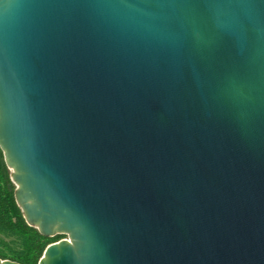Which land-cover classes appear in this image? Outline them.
Masks as SVG:
<instances>
[{
    "label": "water",
    "instance_id": "water-1",
    "mask_svg": "<svg viewBox=\"0 0 264 264\" xmlns=\"http://www.w3.org/2000/svg\"><path fill=\"white\" fill-rule=\"evenodd\" d=\"M0 150L38 264H264V0H0Z\"/></svg>",
    "mask_w": 264,
    "mask_h": 264
},
{
    "label": "trees",
    "instance_id": "trees-1",
    "mask_svg": "<svg viewBox=\"0 0 264 264\" xmlns=\"http://www.w3.org/2000/svg\"><path fill=\"white\" fill-rule=\"evenodd\" d=\"M10 176L0 150V259L18 264H38L46 247L66 236L46 238L27 225L15 201V186Z\"/></svg>",
    "mask_w": 264,
    "mask_h": 264
},
{
    "label": "rangeland",
    "instance_id": "rangeland-1",
    "mask_svg": "<svg viewBox=\"0 0 264 264\" xmlns=\"http://www.w3.org/2000/svg\"><path fill=\"white\" fill-rule=\"evenodd\" d=\"M65 239H67V237Z\"/></svg>",
    "mask_w": 264,
    "mask_h": 264
}]
</instances>
